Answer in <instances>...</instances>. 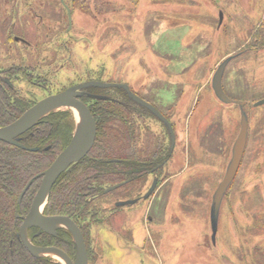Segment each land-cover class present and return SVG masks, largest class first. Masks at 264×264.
<instances>
[{
    "label": "rangeland",
    "instance_id": "1",
    "mask_svg": "<svg viewBox=\"0 0 264 264\" xmlns=\"http://www.w3.org/2000/svg\"><path fill=\"white\" fill-rule=\"evenodd\" d=\"M71 19L73 41L68 54L58 53L65 68L58 90L84 79L88 66L90 74L126 84L156 106L175 133L168 182L149 200L107 217V226L88 239V264H264V223L251 222L264 213V169L257 167L264 157V104L253 106L264 99V48L247 49L264 31V0H90ZM237 54L223 84L230 99L247 102L248 137L213 244L211 197L230 160L240 112L217 101L211 79ZM145 118L169 148L166 129Z\"/></svg>",
    "mask_w": 264,
    "mask_h": 264
},
{
    "label": "flooded vegetation",
    "instance_id": "2",
    "mask_svg": "<svg viewBox=\"0 0 264 264\" xmlns=\"http://www.w3.org/2000/svg\"><path fill=\"white\" fill-rule=\"evenodd\" d=\"M81 1L87 3V0H0V121H3V123L6 122L3 119L8 120L13 118V120H16L21 115H23L24 112H26L29 108L34 106L39 101L48 98L52 95H56L59 92L71 86H76L87 82H103L110 84L114 83V82L103 81L102 78L99 77L100 74H90L94 71H91V69L88 68L87 66L86 68H84L86 69L84 79L77 81L75 84L69 83V85H67L66 88L64 87L58 90V74L61 70L65 69L63 68L62 65H60V68L58 66V62H59L58 53L61 52L68 54L69 42L73 41L69 33L72 29L71 16L74 12L75 5L79 4ZM69 17H70V23H69ZM61 21L65 23L64 29L59 26V23ZM61 33L63 36H65V40L59 39ZM22 86L25 87L23 88ZM26 87L29 88L26 89ZM35 90L38 93H35L34 92ZM85 91H86V95L80 97L79 100L88 107L95 121L96 136H97V122L95 120V116L98 117L97 110H99L96 103H98L99 101L112 103L113 107L110 108L114 110L115 109L114 107H117V102L123 104L126 102L125 108L128 110V112H130L129 120L131 121L129 122L128 125H126V127L130 131L129 134L132 139L130 149H131L132 157L134 159L129 162L126 160L123 161L122 159H117V176H121L123 172H128L129 176H125V179H127L126 181H122V183H118V184H122V186L118 188L119 190L118 189L115 190L117 191L116 195H111L108 197H102L92 200V196L89 194L90 190L88 191V195L85 198L86 204L92 203L91 204L92 208H94V210L96 211L98 210L99 213L97 216H95L96 221L92 222L91 226L88 228V231H86L84 227H82L84 231L83 233L82 232L81 233L87 247L88 239L89 237L91 238L92 236L91 232L96 227L104 225L107 220L106 218L109 216V214H112L117 210H122L123 208H129L135 206L138 203H140V201H147L151 198L153 194L157 195L159 189L162 188L164 185L163 182L167 179L164 173L165 172L167 173L166 167L169 160L171 159V155L174 148L170 153V145L168 148L164 143V139H161L157 135L151 134L150 128L144 125V122H142V118L146 119L145 117H148L160 123L166 129V132L170 139L168 130L164 126V124L161 123L145 108L137 105L132 100H130L127 94L123 90L122 91L131 101V103L128 101L120 100L124 98V95L122 93H117L116 87L115 88L90 87L85 89ZM134 94L140 97L141 99H143L144 101L150 103L141 95L136 94L135 92ZM98 97H101V99ZM151 105L157 111H159L156 108V106H154L153 104ZM60 111L52 112L47 116H45L44 118L50 116L53 113H57ZM68 111L71 114V111L70 110ZM43 119L38 121L35 126H33L24 134L19 136V143L21 144V146L24 147V149H27L29 151V149L35 148L37 150L34 152L39 151L38 147H27L24 144L28 142L29 136L33 134L32 133L33 130H35L36 132V130H42L45 128V127H38V125L40 124V122H42ZM8 124L10 123L0 125V127L7 126ZM138 124H141L143 128H140ZM110 128L117 129L118 131L120 130L119 126H117L116 124H112V127ZM133 144L135 146H133ZM43 149L48 150L49 146L44 147ZM91 150L78 163L88 158ZM141 150H145L146 155L148 156V158L145 159L144 161L138 159L137 157L139 151ZM86 160H87V164L89 163L90 165L92 164L95 165V163L92 162L95 161L93 158ZM69 169L70 167L64 173H66ZM99 169H101V167ZM63 174H61L59 178ZM155 179L157 181L155 190L153 191L150 197H148L147 199H143L144 195L147 193V191L149 190ZM31 180L32 183L35 180L41 181L40 178L34 179V177ZM149 180H152L151 185L145 191L144 189L146 188V185ZM166 182H168V179ZM30 186L28 187V189L30 188ZM88 188L91 189L92 186L89 184ZM28 189L25 191L19 202L18 200L21 192L17 196L15 200V206L17 208L14 211V219H15L14 226L16 225L15 227L16 230L14 234L16 237V241L20 245V247L23 250H25L27 253L28 251L23 245L21 237H19V230L23 223V218H25L29 212L32 200L37 191L33 195L26 213L20 212L17 209L21 205L22 199L26 194V192L28 191ZM95 193L97 192L95 191ZM126 201H135V203L133 205H126L122 207L115 206L119 202H126ZM45 207L43 210V216L45 217H54V216L69 217L67 215H47L44 212ZM87 219H90L89 215H87ZM0 229L6 230L4 232V236H6V232L9 229L8 223L6 221H1ZM63 231L67 232L65 229L59 228L56 229L54 234H47L39 230L38 228H28L26 235L29 241L36 247H56L54 245L43 246L41 244L45 243L46 239H53V240L56 239V241L57 240L63 241L62 239L59 238L61 236V234L59 233L60 232L62 233ZM3 241L6 243V245L3 246V244L0 243V246L4 248L3 251L1 252L5 253L6 251H10L11 240L9 238L8 239L3 238ZM87 251H88V260L90 261L92 258V253L88 248ZM30 256L34 259H38L41 257V256L33 257L32 255ZM74 257H70V258L74 259ZM52 260L55 261L54 259ZM1 263L6 264V262L3 261V257L1 258Z\"/></svg>",
    "mask_w": 264,
    "mask_h": 264
},
{
    "label": "trees",
    "instance_id": "3",
    "mask_svg": "<svg viewBox=\"0 0 264 264\" xmlns=\"http://www.w3.org/2000/svg\"><path fill=\"white\" fill-rule=\"evenodd\" d=\"M89 2L90 0H87V3L81 1L75 5V9L85 12L88 10ZM263 48L264 31L260 29L254 34L247 49L248 51H259ZM223 87L225 88V85ZM117 93L124 95V98L120 100L131 103L122 90L117 89ZM96 104L99 108L97 110L98 117L94 115L97 122V136L90 155L86 158L88 160L93 158L95 161L92 162L95 165L87 164L85 159L71 166L53 186L44 211L47 215L69 216L79 226L82 233L84 229L88 231L92 222L96 221L95 216L99 213L98 210L92 208V203L86 204L85 198L88 191L90 190L89 194L92 196V200L113 195L114 192L104 194V189L126 181L125 176H129L128 172H123L121 176H117V159L128 162L134 160L130 149L132 139L129 134L130 131L126 127L131 122L129 120L130 112L125 108L126 102L124 104L117 102V107H114L115 111L110 108L113 107L112 103L99 101ZM3 120L6 122L0 121V125L14 121L13 118ZM112 124L119 126L121 131L110 128ZM38 127L45 128L36 130V132L33 130L28 142L24 144L27 147H38V152H29L27 149L24 151L0 142V223L6 221L9 225L6 236H4L6 230L0 229V243L5 246L6 243L3 238L11 240L10 251L2 253L4 248L0 246V264H2V257L6 264H60L49 257L32 258L20 247L14 234L16 230L14 211L17 208L15 206L17 196L27 182L47 169L56 155L66 147L74 131V120L69 111H60L44 118ZM47 146H49L48 150L43 149ZM133 146L135 145L133 144ZM137 157L142 161L148 158L145 150L139 151ZM100 167L101 169H99ZM257 167L260 171L264 169V157ZM39 183V180L33 181L24 195L18 211L26 213ZM89 184L92 186L91 189L88 188ZM246 212L248 213V211ZM87 215L90 216V219H87ZM256 215L258 218H251V222L252 219H255L258 224L259 222L264 223V213L261 212ZM59 234H61L59 238L63 241L57 240V242L56 239H46V242L41 245H54L65 251L70 257H74L75 247L69 233L63 231Z\"/></svg>",
    "mask_w": 264,
    "mask_h": 264
},
{
    "label": "water",
    "instance_id": "4",
    "mask_svg": "<svg viewBox=\"0 0 264 264\" xmlns=\"http://www.w3.org/2000/svg\"><path fill=\"white\" fill-rule=\"evenodd\" d=\"M221 14L220 22H221ZM70 23V17H69ZM234 58L229 56L224 59L217 67L211 80V88L217 100L223 104H236L240 110V129L238 135L232 145L231 157L226 166L225 173L218 183L212 198L209 214L210 230H211V241L214 243L215 236L218 228V218L220 206L223 198L232 184L238 168L240 166L242 156L244 153L247 136H248V119L243 109L246 105L245 102L231 101L223 92L222 89V77L227 64ZM95 88H118L123 90L128 98L137 105L145 108L154 117H156L164 126L167 128L170 136V153L172 152L175 144V135L171 123L152 105L145 102L141 98L134 95L126 84L117 83H103V82H87L76 86H71L56 95H52L45 98L34 106L29 108L14 122L7 126L0 127V142L14 146L17 148L24 149L19 143V136L24 134L30 128L35 126L38 121L43 119L48 114L59 111V110H70L74 117V132L67 146L56 156L52 164L44 170L42 173L34 177V179L40 178V186L37 190L29 212L25 218L19 230V237L23 242V245L27 249L28 253L33 257L40 256H54L61 264H87L88 253L86 244L84 242L82 233L77 225L68 217L54 216L45 217L43 216V210L48 202L51 189L54 183L57 181L59 176L63 174L69 167L77 164L82 160L91 150L95 142L96 137V124L88 109V107L79 100L80 97L86 95L85 89ZM101 99V97H98ZM264 104V99L256 102L253 106H261ZM37 149H29V151H36ZM30 180L19 195L21 197L31 185ZM157 181H153L151 187L144 195L143 199H147L151 196L155 190ZM122 184H117L108 187L104 190V194L117 190ZM135 201L119 202L115 206L122 207L126 205H133ZM28 228H38L39 230L47 233L54 234L56 229H65L71 235L72 241L75 246V257L71 259L65 252L56 247H36L27 238L26 232Z\"/></svg>",
    "mask_w": 264,
    "mask_h": 264
},
{
    "label": "crops",
    "instance_id": "5",
    "mask_svg": "<svg viewBox=\"0 0 264 264\" xmlns=\"http://www.w3.org/2000/svg\"><path fill=\"white\" fill-rule=\"evenodd\" d=\"M101 226H104V227H105V226H107V225L104 224V225H101ZM98 227H99V226H98ZM98 227H96V228L91 232L92 236L94 235L93 232H94ZM93 242H94V241H93Z\"/></svg>",
    "mask_w": 264,
    "mask_h": 264
}]
</instances>
